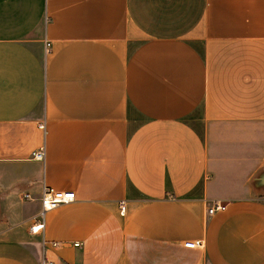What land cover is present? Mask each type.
Masks as SVG:
<instances>
[{
	"label": "crops",
	"instance_id": "crops-1",
	"mask_svg": "<svg viewBox=\"0 0 264 264\" xmlns=\"http://www.w3.org/2000/svg\"><path fill=\"white\" fill-rule=\"evenodd\" d=\"M45 255L264 264V0H0V264Z\"/></svg>",
	"mask_w": 264,
	"mask_h": 264
},
{
	"label": "built area",
	"instance_id": "built-area-1",
	"mask_svg": "<svg viewBox=\"0 0 264 264\" xmlns=\"http://www.w3.org/2000/svg\"><path fill=\"white\" fill-rule=\"evenodd\" d=\"M41 127L45 128V125H41ZM45 147H41L38 150H36L33 153V158L44 161L45 160ZM26 198H30L29 194L25 195ZM75 200V192L74 191H64V190H57L50 186H45L41 195V206H42V212L41 214L44 215L46 211H49L51 209L56 208L60 204L70 203ZM226 209V204L221 201H216L215 204L212 205V207L209 208V213H214L216 210H224ZM44 222L38 225H35L32 227V230L34 232L39 231L40 229H43ZM53 247H58L60 245V242L58 241H51L50 242ZM75 245H79L78 243H75ZM184 245L189 248H197L202 247L204 245L203 240H189L185 241ZM42 264H55L53 259L45 257L42 260Z\"/></svg>",
	"mask_w": 264,
	"mask_h": 264
}]
</instances>
